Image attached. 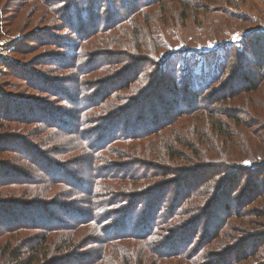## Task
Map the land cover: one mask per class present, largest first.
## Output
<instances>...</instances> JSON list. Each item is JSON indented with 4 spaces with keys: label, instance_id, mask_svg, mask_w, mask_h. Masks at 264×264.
I'll return each mask as SVG.
<instances>
[{
    "label": "trees",
    "instance_id": "16d2710c",
    "mask_svg": "<svg viewBox=\"0 0 264 264\" xmlns=\"http://www.w3.org/2000/svg\"><path fill=\"white\" fill-rule=\"evenodd\" d=\"M28 1L29 4L34 3V5L41 2V0ZM65 1L67 4L63 7V10H66L63 16L59 10ZM69 1L57 0V3L54 1L56 4L45 5L43 10L45 15L53 18V21L66 23L65 29L69 30L70 35L75 36L77 41L76 46L71 41V43L64 42V46L54 42L49 43V47L70 49L72 52L68 57L71 62L65 61L61 64L57 58L55 61L73 74V78L67 76L66 81L70 80V82L60 83L66 82L72 86L70 97L76 108L66 113L58 111L54 115H62L63 120L58 122L61 128L65 129L66 126L65 130H69L68 137L77 140L75 146L78 149L92 152H88L89 166L91 170L92 166L99 169L95 177L93 171L90 175L92 182L90 181L89 192L93 208L90 213L87 210H71L65 213L66 216L70 214L73 216L67 222L61 216H53L55 219L58 218V224H54L51 219L47 221L41 218L36 219L37 223L25 220L21 224L15 222L10 227H6L2 237H7L9 245L6 249L2 247L4 253L0 254V264H56L59 260L65 261L59 264H72V262L88 264V260V262L82 261L83 255L78 256L74 253L83 243L80 240V237L83 238V233L79 230L82 228H78L77 225L85 227L88 224H95L99 232V223H106L111 219L114 220L111 225L105 224L108 228L105 236L109 237L102 241L98 238L91 239L100 246L101 256L97 264L101 262L156 264L158 260L159 262L164 260V264H220L227 255L231 257V254L241 247H246L244 252L239 251V254L234 255V258H230L225 264H264V186L258 185L261 180H254L255 186L253 182L248 185L247 196L244 200L241 199V203L231 202L232 196L236 194L233 184L240 185V181L246 175L254 179L256 173L262 172L257 167L264 164V158L261 162H256L250 160L251 156L248 155L250 152L258 151L260 145L264 147V133H262L264 119L257 123L255 101L252 104L251 100L242 98L244 94L259 92L264 85V68L261 67L257 81L244 73L242 79L247 84L238 85L232 75L242 72L243 69L237 56L231 54L222 65L221 72L215 75L212 81L200 86L194 82L192 86L186 82H177L170 73L164 71L160 62L157 64L152 61V56L157 53L158 44L151 42L150 25L161 21L167 24L177 12L184 15L182 19L186 21L191 19L190 17L203 14L199 12L203 10L206 12L211 6L218 7L219 3L223 2L139 0L135 7H140V10L136 9L137 12L132 13L125 0L123 7L128 9L126 14L118 19L111 15L109 17L111 19L101 28L92 22L94 18L97 20L99 16L108 12L104 4L109 3L110 0L91 1L92 10L89 9L85 14L75 6V0L70 4ZM208 1H212V4L205 7L203 3ZM248 1L251 0H245ZM86 2L89 3L87 0ZM41 4L44 6L43 3ZM226 4L230 6V2ZM95 5L99 9L95 8ZM3 6V0H0V9ZM152 10L155 14L148 17L149 11ZM30 13L24 17L23 24L29 22L31 25L35 21V12L31 15ZM103 20L104 17L100 18V22ZM101 33L105 35L102 38L110 49V55L98 54L104 55V61L101 60L99 63L95 62L99 57L95 55L94 62L85 69L86 45L91 38ZM28 43L32 44V42ZM90 46L88 45L87 48H91ZM31 48L29 47L28 50L31 51ZM115 48L122 52L111 55V50L116 51ZM235 58L239 70L232 73L231 68L234 66L232 60ZM58 64L51 65L58 66ZM61 65L60 67L63 68ZM230 74L232 75L229 76ZM95 81L96 84L93 85ZM55 82L56 85L51 89L59 91L57 85L60 83ZM42 89L45 88L40 86V93L58 99L56 97L58 91L50 92ZM159 89L166 92V96L160 100V104H157L152 99ZM237 99L243 101L237 102ZM150 101L151 103L153 101V105L147 107ZM43 102L38 98L34 103L37 105ZM156 106L159 107L158 110L152 111ZM244 106L246 108L240 110V107ZM42 107L35 106L32 110L44 116L34 117V121V118L30 117L32 111L20 116V111L18 113L13 106L7 117H0V126H3L0 130H4L5 123L21 126L30 123L41 127L40 123H45V120L52 122L54 120L52 118L55 117L45 116L46 109ZM26 109H28L27 105ZM115 123H117L116 129L123 124L124 132L112 133L110 137L104 136L107 126L111 127ZM53 124L52 122L51 125ZM54 129L55 134H61L59 128ZM0 140L7 141V144L15 141L20 148L26 143L9 136H0ZM46 141L45 139V144L48 143ZM115 142L123 144L124 147L129 144L127 150V147L124 148L126 158L135 162V170H129L130 172L126 174H116L113 169L116 171L117 167L114 166L112 170L107 167L113 165L108 164L111 155L120 158L118 151L109 154L104 152ZM25 147L29 149L26 145ZM3 148L17 151L16 148ZM99 153H103L105 158L98 157ZM153 168L157 169V174L151 172ZM52 175L43 172L40 181H44L46 186L42 185V188L32 191L29 189L24 194L20 193L21 196L30 194L31 196L27 197L43 196L42 198L46 199L51 193L55 197L56 190L53 189L60 183V179ZM42 177L46 179L43 180ZM113 179L130 180L132 184L129 189L122 190L124 194H119L116 189L122 188V185L116 188L105 182ZM162 181H171L178 186L179 191L177 195L175 193L171 197V201L169 195L165 197L160 195V198H156L157 190L154 188ZM35 184L40 185L36 182ZM81 184L82 182H78L76 186ZM5 188L0 185V199L7 196L3 193ZM139 190H143V193H135ZM99 193L102 194L97 199ZM114 194L119 195L114 202L111 201L110 206L113 208L101 215L104 213L102 212L104 205L110 203H107L106 199ZM154 199L156 203L152 205ZM12 200L11 202H14L18 199ZM126 201L131 206L122 207L121 204L128 205ZM27 202L29 200H25L24 203ZM27 205L38 208L34 204ZM40 208L51 213V208L44 205ZM215 212L220 213L217 224L215 223L212 228L209 227L210 229L208 228L210 224L202 228V222L207 223L208 216L212 213L214 215ZM116 214L119 216L113 218ZM161 228L164 230L159 235L157 233ZM27 234H33L30 237L32 241L27 242L23 248H21L22 242L16 243V246L12 244L17 240L14 239L16 235ZM200 235L202 238L195 243ZM182 236H187V240L179 241ZM76 239H79L78 246L72 244ZM251 241L255 246L249 249ZM176 242L183 244L187 242L185 250L182 251ZM202 244L203 247L211 248L201 249ZM193 245L195 248H192ZM206 251L209 256L204 262L203 256Z\"/></svg>",
    "mask_w": 264,
    "mask_h": 264
},
{
    "label": "rangeland",
    "instance_id": "374dc122",
    "mask_svg": "<svg viewBox=\"0 0 264 264\" xmlns=\"http://www.w3.org/2000/svg\"><path fill=\"white\" fill-rule=\"evenodd\" d=\"M54 1L57 3V0H41L40 3L34 5V3L29 4L28 0H3L4 6L0 9V117H7L9 110L13 106L18 113L20 111V116L34 110L35 106H43L42 108L46 109L45 116L53 115L55 117L52 118L54 119L52 121L54 123L53 125H51L52 122L49 120H45V123H40L41 127L30 123H26L23 126L5 123L6 126H4V130H0L1 137L9 136L22 142L25 141V145L29 148L26 149L25 145L20 148L15 141L7 144V141L2 142L0 140V185L6 187V190L3 189L5 192H3V190L2 192L4 195H7L0 199L1 255L4 253L3 249H6L9 245V243L7 244V237H2V233L6 231L4 230L6 227H10L13 223L17 222V224H21V222H25V220L30 223H33L31 221L37 223L36 219L44 218L47 219V221H49L48 219H51L54 224H58V218L55 219L53 216H61V218L66 219L67 222L70 221L73 216L71 214L70 216H66L65 213L70 212L71 210H87L90 213L93 208L91 206L89 192L92 182L90 180V175H92L93 171L95 177L99 172V169L92 166L91 170L89 166L88 159L90 154H88V152H92L89 150L82 151L81 149H78L75 146L77 145V140L68 137L69 135H67V131L69 130H65L66 126L65 129L61 128V125L58 122L59 120H63L62 115H54V113L58 111L66 113L67 111H70L73 108L75 110L76 108L75 103L72 102V97H70L72 94L71 92L73 91L72 86L66 83L70 82V80L66 81L67 76L68 78H73V74L69 73V71L61 65L64 64L65 61L71 62L68 57L72 55V52L70 49L64 50L57 49L56 47H49V43L54 42L60 46H64V42H74V45H77L76 37L70 35V31L65 29L66 23L53 21V18H50V16L45 15V12H43L46 7L45 5H54L56 4ZM72 1L73 0H70L69 4L72 3ZM87 1L89 2L88 4L86 0H75V6L77 8L79 7L84 14L86 11H89V9L92 10L91 1L93 0ZM126 1L132 13H136L137 10H140V7H135L137 3L140 2L139 0ZM126 1L110 0L109 3H105L104 5L108 8V12L99 16L97 20L94 18L92 24H97V26L102 28V26L111 19L109 18L111 15L117 19L123 17L128 10L123 7ZM21 2H23V4L20 5L19 3ZM100 2L98 4H100ZM219 2L225 4L219 3L220 5L218 7H213L211 6L212 1L204 2L203 5L205 7H211L207 8L208 11L206 12H204V10L203 12H199L203 14H200L198 17H190L191 19L184 21L182 19L184 15H180V13L177 12V14H174L175 16L167 21V24L161 21L150 25L149 32L151 33V42H153V44L157 42L158 44L157 53L152 56V61L157 64L160 62L164 71L170 73L177 82H186L192 86H194V82H196L195 84L200 86L206 82L212 81L214 76L221 72L222 65L225 64L231 54L237 56L238 62L243 69L240 73L236 72L233 75H229H232V77L236 79V81H234L238 83V85L244 86L247 84L242 79L244 73H246V75L252 80H258L260 69L261 67L264 68V0H251L248 2H245V0H220ZM228 2H230V6L226 4ZM41 3H43L44 6ZM93 3L96 4L95 2ZM27 4L28 6H26ZM66 4L67 1H65V4H63L62 8L59 10V13L63 16L66 11L65 9L63 10V7ZM96 6L97 5H95V8L99 9V7ZM19 8L21 9L19 10ZM30 12H35V21L31 25L29 22L23 24L24 17ZM117 12L120 13V15ZM149 12L148 17L155 14L153 10ZM191 15L196 16L197 14ZM102 17H104V20L100 22V18ZM102 37H105L103 33L98 34L94 38H91L87 43L85 49L87 51L85 52L84 57V61L86 62L84 66L85 69L94 62L95 55L99 56L98 59L95 60V62L98 61L99 63L101 60L104 61V55L100 56L98 54H109L110 49L108 45H105V41ZM28 42H32V44L29 45ZM88 45H91V48H87ZM29 47H32L31 51L28 50ZM116 48L119 49L118 47ZM116 48V51L111 50V55H115L116 52L118 54L122 52ZM38 58H40V60H38ZM56 58L61 64H58L55 61ZM106 59H108V57H106ZM236 60V58L232 60L234 63L233 68H231L232 73L239 70V65H236ZM50 63H56L58 66L51 65ZM47 64L50 65L47 66ZM60 65L63 66V68L60 67ZM55 81H59V83L61 81L66 82L57 85V87L60 88L58 91L57 89H51L53 85H56ZM95 84L96 81L93 85ZM36 86L38 87L36 88ZM40 86L50 92L58 91V96H56L58 99L54 98L55 96L50 97L49 95L40 93ZM106 86L107 85H105V87ZM164 96H166V92L159 89L152 100H155L157 104H160L159 102L164 99ZM38 98L42 99L44 102L35 105L34 102H37ZM242 98L251 100L252 104L255 101L257 106L255 121L259 123V120H263L264 85L258 93L244 94ZM237 100V102L243 101L241 99ZM153 101L152 103L151 101L148 102L146 106L152 107ZM18 105L23 106L20 107ZM26 105L28 109H26ZM158 108L159 107L156 106L152 111L155 112ZM245 108L246 106L243 108L240 107V110ZM57 116L60 118H57ZM30 117L36 118L44 116L32 111ZM35 118L33 119L34 121ZM116 125L117 123L113 124L111 127L107 126L108 128L105 130L104 136L109 135L110 137L112 133L124 132L123 124H120L121 127L117 129L115 128ZM50 126L51 128H49ZM74 126H76V124H74ZM54 128H59L61 134H55L56 131H53L55 130ZM262 133H264V131ZM63 136L68 138H62ZM45 139L47 140L46 142H48L46 144ZM127 146H129V144ZM3 147L16 148L17 151L14 152ZM110 147L109 150L104 152L109 154L113 153V151H118L120 158L111 155V160H109L108 164L113 165L111 167L107 166L109 169L112 170L114 166L117 167L116 171L113 169L116 174H126L130 172L129 170H135V162L126 158V151L124 149L126 147H124L123 144L115 142ZM127 149L128 147L126 150ZM248 155L251 156L250 160L261 162V159L264 158L263 145H260L258 151L253 153L250 152ZM100 156L105 158L103 153H99L98 157ZM41 162H43L44 165ZM106 165L107 164H105V166ZM257 168H259V171L261 169L262 172L260 174L256 173L254 179L249 175H246L240 181V185L235 186L233 184L232 187L236 194L232 196V204H237V202L239 204L242 202L241 199H245L249 187L248 185L254 180H261L258 185L264 186V164ZM43 172H49L50 175L53 174L60 179V183L53 189L54 191L56 190V196L53 197L51 193L46 199H43V196L27 197L31 196L30 194L25 197L21 196V194H24L29 189L32 191L34 189H40L42 188V185H45L44 181H40ZM151 172L157 174L158 171L156 168H153ZM42 178L43 180L46 179L44 177ZM174 178L175 177L173 176V179ZM142 181L144 180H141V182ZM35 182L39 184L42 183L36 185ZM78 182H82L81 186H76V183ZM105 182L113 187L116 186V188L117 186L122 185V188L116 189L119 194H124L122 193V190L129 189L130 184H132L130 183V180L126 181L123 179H113ZM253 185L255 186V182H253ZM85 188H87V190H85ZM155 189L157 190L156 198H160V195L162 197L169 195L168 197L170 201L172 200L171 197H173L175 193L177 195V191H179L177 184H172L171 181H162L158 187L154 188V190ZM142 191L143 190H139L135 193H143ZM101 194L102 193H99L97 195V199H99ZM119 194H114V196H109L106 199V202L110 203L104 205L105 208L102 211L104 213L101 215H104L108 209L111 210V208H113L110 206L111 201L114 202ZM12 199L18 200L11 202L13 201ZM155 199L152 201V205L156 203ZM25 200H29L27 204L37 205L38 208L35 206H28L24 203ZM124 204H121V206H131L129 202L128 205L124 206ZM43 205L51 208V213L42 210L40 207ZM63 205L65 206L62 207ZM218 215L220 216V213L216 214L215 212L214 215L212 213L211 216H208L207 223H204V221L202 222V228L208 224H210L208 228H212L215 223L217 224ZM114 216L117 217L119 214L113 215V218H115ZM87 219H89V216ZM112 222H114L113 219L106 223L100 222L99 232L98 226L95 224H88L85 227L84 225H77L78 228H82L79 230H82L83 233V238L80 237V240H82L83 243L78 246L79 239H76L72 244L79 247L74 253H77L78 256L83 255L84 258L82 261L88 260V264L98 263V259L101 256L99 253L100 246L99 243H94L91 239L98 238V240L102 241L108 238L109 236H105L108 230L105 224L111 225ZM163 230L164 229L161 228L157 234L160 235ZM32 235L33 234L23 236L16 235L14 239L17 240L12 242V244L16 246V243L22 242L21 248H23L27 242L32 241L30 238ZM201 238L202 235L197 238L195 243ZM183 240H187V236L179 238V241ZM186 243L183 244L176 242V245L184 251ZM203 245L204 244L201 245V249L207 247H203ZM249 245V249L255 246L253 241H251ZM192 248H195L194 245ZM207 248L209 249L211 247ZM245 249L246 247H241L237 252L234 251V253L231 254V257L230 255H227L220 264H225L228 262L227 260L234 258V255L240 253L239 251L243 253ZM208 256L209 253L206 251L203 256L204 262L208 259ZM59 263H65V261L59 260L56 264ZM72 264L76 263L72 262ZM100 264L103 263L101 262ZM156 264H164V260L161 262L158 260Z\"/></svg>",
    "mask_w": 264,
    "mask_h": 264
}]
</instances>
